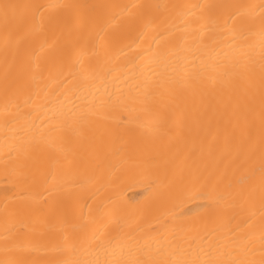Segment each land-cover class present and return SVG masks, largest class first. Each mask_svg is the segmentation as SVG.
<instances>
[{
	"label": "bare ground",
	"instance_id": "6f19581e",
	"mask_svg": "<svg viewBox=\"0 0 264 264\" xmlns=\"http://www.w3.org/2000/svg\"><path fill=\"white\" fill-rule=\"evenodd\" d=\"M0 264H264V0H0Z\"/></svg>",
	"mask_w": 264,
	"mask_h": 264
}]
</instances>
